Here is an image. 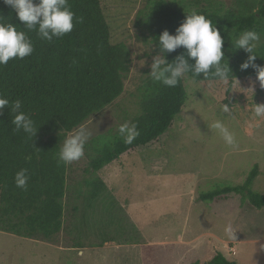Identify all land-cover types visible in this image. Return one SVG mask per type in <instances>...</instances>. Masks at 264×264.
<instances>
[{
    "label": "trees",
    "instance_id": "trees-1",
    "mask_svg": "<svg viewBox=\"0 0 264 264\" xmlns=\"http://www.w3.org/2000/svg\"><path fill=\"white\" fill-rule=\"evenodd\" d=\"M69 4L76 16L83 18L82 23H75L70 33L52 42L29 32L34 52L0 65V93L10 101L19 98L22 110L38 127L34 137L16 131L10 109L0 110V231L47 243H55L64 231L72 233L82 227L88 217L86 211L95 212V201L104 200L112 210L116 199L98 171L124 152L149 144L166 132L187 100L183 79L177 86L167 87L152 82L147 73L130 93L133 106L128 104L120 113L114 111L115 119L121 117L119 124L89 139L84 155L88 175L72 186L70 164L58 163L63 141L123 94L132 56L126 43L111 42L101 0H69ZM193 11L205 14L220 30L225 60L235 77L229 83L257 77V70L251 66L241 70L248 53L235 49L233 41L243 30L256 28L262 33L257 51L264 56V0H146L136 13L135 29L158 54L162 31L175 34ZM0 16L18 30H25L3 0ZM166 55L171 62L177 55H186V49L181 47ZM255 64L264 67V57L258 55ZM187 75L195 81H214ZM126 121L135 123L140 132L131 144L124 143L116 132ZM21 169L29 174L26 190L17 188L14 182ZM258 173L259 167L254 164L243 183L199 197L207 200L235 193L240 195L241 203L247 201L262 208L264 195L252 189ZM113 236L116 234L111 231V236H103L102 241L112 240ZM208 264L237 263L216 252Z\"/></svg>",
    "mask_w": 264,
    "mask_h": 264
},
{
    "label": "rangeland",
    "instance_id": "rangeland-1",
    "mask_svg": "<svg viewBox=\"0 0 264 264\" xmlns=\"http://www.w3.org/2000/svg\"><path fill=\"white\" fill-rule=\"evenodd\" d=\"M145 1L101 0L110 40L128 45L132 63L123 94L86 123L92 136L119 124L114 111L133 106L130 93L151 71L156 54L134 25ZM183 83L187 100L167 131L128 151L132 159L119 166L121 173L113 180L118 203L109 208L114 212L107 216L109 224L89 215L82 227L71 235L62 232L55 243L0 231V264H208L216 252L237 264H264V207L241 203L235 193L199 197L243 183L254 164L259 173L252 189L264 195V119L258 125L251 119L253 102H264V88L257 77L221 84L186 74ZM223 103L234 104L231 113L222 112ZM216 120L234 133L236 147L210 129ZM88 171L85 156L70 164L72 177ZM229 224L236 239L225 232ZM111 231L116 237L103 242Z\"/></svg>",
    "mask_w": 264,
    "mask_h": 264
},
{
    "label": "clouds",
    "instance_id": "clouds-1",
    "mask_svg": "<svg viewBox=\"0 0 264 264\" xmlns=\"http://www.w3.org/2000/svg\"><path fill=\"white\" fill-rule=\"evenodd\" d=\"M3 3L15 11L25 30H18L15 24L4 22L3 16H0V65H6L14 59L22 60L34 52L29 32H35L40 39L52 42L54 38H62L70 33L75 23L83 22V18L77 17L72 11L69 0H3ZM261 36L262 33L256 28L245 29L233 42L235 49H243L248 53L247 59L240 65L241 70H246L250 66L256 69L260 87L264 88V67L255 64L258 55L264 57L257 51L262 42ZM223 44L224 39L220 30L215 27L212 20L203 13L193 11L187 14L175 34H170L165 29L159 35V53L153 56L148 76L152 82L167 87L177 86L189 73L196 77L202 76L205 80L211 79L228 84L234 76L225 60ZM181 47L186 49V55H177L169 62L166 54ZM140 64L143 66L145 61L141 60ZM231 105L234 104L223 103L222 112L231 113ZM5 107L13 114L11 123L16 131L22 130L33 137L36 135L38 129L36 122L31 115L22 110L23 105L19 98L10 101L0 93V110ZM251 114L254 125H258L259 120L264 119V102H253ZM209 127L221 136L226 145L237 146L234 133L222 121L216 120ZM116 132L126 144H131L140 135L137 125L127 121L120 124ZM91 136L92 132L86 124L76 128L63 141L58 153V163L68 165L80 160L85 155V146ZM28 180L27 169L16 172L14 182L17 188L26 190ZM225 232L230 239H236L235 230L230 224L226 225Z\"/></svg>",
    "mask_w": 264,
    "mask_h": 264
},
{
    "label": "crops",
    "instance_id": "crops-1",
    "mask_svg": "<svg viewBox=\"0 0 264 264\" xmlns=\"http://www.w3.org/2000/svg\"><path fill=\"white\" fill-rule=\"evenodd\" d=\"M126 153H128V151L124 152L123 154L120 155V157H118L117 159L113 160L112 162L106 164L104 167H102L98 171L99 176L104 181V183L106 184L108 189L111 191V193L115 197L117 203H118V199H117L115 193H113V190H114L113 180L118 176V174L121 173L120 172L121 169L119 168V166H121V165L123 166V164H122L123 162H126V164H127V162L129 161L128 159H132L131 155H134V154H126ZM84 176H86V175H82V176L79 175L77 177H76V175L74 177H72V175H70L69 183H71L72 186H75L76 182H81L82 178H84ZM94 204L96 207L95 212L86 211V214L88 216L89 215L93 216V214H95L96 218H98V221L100 223H101V218L103 220L105 219L108 222L109 217H107V216H110L111 214H112V216L114 215V212L109 211V207H108L109 205L104 200H97L94 202ZM101 227L103 228L102 224H101ZM105 229H108V224L106 225ZM71 234L72 233H69L68 235H71ZM62 249H65V248H62ZM165 259H166V256H165L163 261H165Z\"/></svg>",
    "mask_w": 264,
    "mask_h": 264
}]
</instances>
